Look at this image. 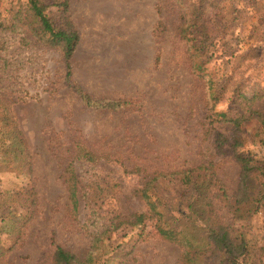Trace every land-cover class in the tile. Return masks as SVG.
I'll use <instances>...</instances> for the list:
<instances>
[{
	"label": "rangeland",
	"instance_id": "374dc122",
	"mask_svg": "<svg viewBox=\"0 0 264 264\" xmlns=\"http://www.w3.org/2000/svg\"><path fill=\"white\" fill-rule=\"evenodd\" d=\"M55 1L44 0L46 12L63 25ZM67 1L79 35L69 76L62 47L34 31L28 0H0V264H52L55 245L89 264H181L182 248L159 234L156 218L131 223L149 210L133 168L197 165L213 154L208 129L218 126L205 117L264 89V0ZM194 12L209 27L200 53L181 35ZM81 91L129 103L91 106ZM255 130L243 125L237 149L264 160ZM80 149L91 155L76 157ZM214 161L231 199L206 193L232 236L248 242L251 264L264 263V210L237 212L241 166L232 152ZM67 165L80 177L76 212ZM159 182L168 226L205 242L201 189Z\"/></svg>",
	"mask_w": 264,
	"mask_h": 264
},
{
	"label": "trees",
	"instance_id": "16d2710c",
	"mask_svg": "<svg viewBox=\"0 0 264 264\" xmlns=\"http://www.w3.org/2000/svg\"><path fill=\"white\" fill-rule=\"evenodd\" d=\"M53 4L59 8L60 18L62 22H65L63 25L57 24L55 19L46 12L49 5L44 3V0H28V12L33 17V23L36 24L34 31L40 35L41 39H45L51 45L62 47L69 76L71 71L70 59L76 50L79 35L67 15L68 1H55ZM199 11L201 12V8ZM193 14L192 20H186L183 16L180 25L181 35L188 41H194V45L200 53L201 49L206 46V39L200 38V36L205 35L209 27L202 16L196 15L195 12ZM0 24L3 23L0 21ZM199 53L197 52L199 57L195 63L197 67L202 65L201 57L203 55ZM80 94L86 104L96 107L120 108L129 103L128 100L120 99L111 101L95 99L82 91ZM244 100L245 103L241 99H235L226 111H215L210 116L205 117V119H209L210 124L213 125L214 122H217L218 126L208 129V132H213L211 134L214 148H212L213 150L209 148L213 154H209L208 157L205 155L197 165L168 173L157 169L151 171L141 165H134L133 170L140 176L142 197L149 210L147 213L136 212L131 214L135 217L131 223L141 224L149 217L156 218L155 226L159 234L165 240L174 242L182 248L181 264H251V259L254 260L253 251L246 239L242 237L241 240H237L232 236L230 228L221 222V217L213 204L214 195L211 197L206 193V189L215 187L229 204L231 199L228 193L229 188L218 175L219 161L215 162L214 160L217 154L225 151L226 153L232 152L235 160L241 166L238 188L234 193L233 205L235 210L237 212L264 210V160H258L237 149L242 144L239 134L241 128L250 122L256 124L255 138H259L261 144H264V89L260 90L259 93L255 90L252 97H244ZM257 102L261 103L255 108L254 105ZM88 155H91V152L80 149L76 157L86 158ZM62 176H64V182L68 186L71 209L76 212L80 201L78 195L80 177L77 176L74 167L70 165L65 166ZM161 178L175 179L183 185H194L201 189L202 193L199 197L202 198V221L207 228V235L205 239L203 238L205 242L197 244V241L190 234H185L182 230L168 226L165 220V211L163 206L161 207L162 197L157 194L156 189ZM154 196L157 197L156 200L153 199ZM104 233L105 231L102 235ZM89 258L80 259L73 252L60 245H55L52 264H89Z\"/></svg>",
	"mask_w": 264,
	"mask_h": 264
}]
</instances>
